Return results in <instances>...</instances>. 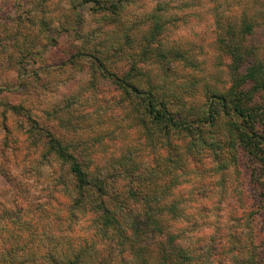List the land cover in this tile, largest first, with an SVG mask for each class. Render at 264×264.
I'll return each instance as SVG.
<instances>
[{
  "label": "rangeland",
  "instance_id": "rangeland-1",
  "mask_svg": "<svg viewBox=\"0 0 264 264\" xmlns=\"http://www.w3.org/2000/svg\"><path fill=\"white\" fill-rule=\"evenodd\" d=\"M99 1L0 0V202L12 194L33 208L46 205L52 226H61L75 243L93 237L90 217L70 218L66 197L53 189L59 166L48 158L33 162L38 152L29 144L27 130L40 128L64 141L94 140L102 133L101 142L90 150L116 155L123 135L132 133L125 118H134L138 111L132 104L118 106L116 89L102 78L92 83L98 63L88 54L95 53L110 72L121 75L129 70L127 56L151 48L154 56L137 62L141 75L158 87L173 88L178 96L171 110L195 114H203L207 101L213 102L206 90L224 92L230 86L229 58L217 44L227 28L264 54V0H122L121 11L112 19L95 12ZM112 3L115 0H108V6ZM154 17L163 23L153 37ZM243 17L253 24L245 39L240 36ZM124 43L123 55L117 48ZM159 49L163 56L182 52L188 61L176 66L163 62L161 68ZM77 52L85 55L75 56ZM170 68L172 73L166 75ZM258 101L264 105V99ZM220 132L226 135L224 129ZM206 153L170 198L181 202L182 210L172 230L190 247L247 218L255 224L260 243L264 209L252 176L255 165L241 153L228 170H221L213 154L211 159ZM9 233L0 231V247L12 244ZM107 247L112 249L110 261L115 260L114 245Z\"/></svg>",
  "mask_w": 264,
  "mask_h": 264
},
{
  "label": "trees",
  "instance_id": "trees-1",
  "mask_svg": "<svg viewBox=\"0 0 264 264\" xmlns=\"http://www.w3.org/2000/svg\"><path fill=\"white\" fill-rule=\"evenodd\" d=\"M96 3L95 12L111 19L122 9V0L110 6L108 0ZM153 19L157 23L150 36L154 37L163 20ZM243 20L240 36L245 39L253 32V24L247 17ZM234 31L227 28L217 41L229 58L230 86L224 92L206 90L213 102L207 101L203 114L174 112L172 101L178 95L173 88L158 87L152 78L141 75L137 62L154 56L151 48L127 56L129 70L121 75L110 72L95 53L88 54L98 63L92 83L102 78L116 89L118 106H136L134 118H125L132 133L123 135L116 155L90 150L101 142L102 133L94 140L64 141L30 128L27 139L38 152L34 163L48 158L58 164L53 189L66 197L64 207L70 218L90 217L93 237L75 243L61 226H52L46 205L33 208L11 194L0 202V231L12 236L10 246L0 247V264H264V239L258 243L261 236L247 218L234 220L225 233L190 247L172 230L182 210L181 202L170 198L207 150L206 156L215 157L221 170H228L241 153L249 158L255 165L252 176L264 209V105L258 101L264 99V54L237 39ZM125 45L117 48L123 55ZM160 50L156 60L163 57L157 62L161 68L163 62L176 66L188 61L182 52L172 50L163 56ZM27 53L31 55L30 50ZM171 73L170 68L165 74ZM223 129L226 135L221 134ZM109 244L117 252L114 261H110Z\"/></svg>",
  "mask_w": 264,
  "mask_h": 264
}]
</instances>
